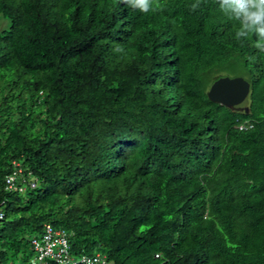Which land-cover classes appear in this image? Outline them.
I'll return each instance as SVG.
<instances>
[{
  "label": "trees",
  "instance_id": "trees-1",
  "mask_svg": "<svg viewBox=\"0 0 264 264\" xmlns=\"http://www.w3.org/2000/svg\"><path fill=\"white\" fill-rule=\"evenodd\" d=\"M195 2L0 0V264L46 225L106 264H264V53ZM226 75L247 111L207 98Z\"/></svg>",
  "mask_w": 264,
  "mask_h": 264
},
{
  "label": "clouds",
  "instance_id": "clouds-1",
  "mask_svg": "<svg viewBox=\"0 0 264 264\" xmlns=\"http://www.w3.org/2000/svg\"><path fill=\"white\" fill-rule=\"evenodd\" d=\"M202 0H196L195 3L191 5V8L193 10H196L200 7ZM125 3H127L130 7L133 9L141 12V13H149L150 11H153V0H125ZM216 3L218 5L219 11L226 17L234 20L238 23V27L235 29V35L234 38L237 41L243 42L247 40H252L253 47L258 50L260 53H264V0H216ZM255 37L253 40L252 38ZM117 51H122V49H117ZM233 81L238 80L242 84L247 85V92L242 98V100L233 105V106H227L222 105L218 102L212 101L208 97V93L210 92L213 85L219 81ZM242 81V82H241ZM242 84V85H243ZM233 91V90H230ZM234 92H238L234 88ZM250 93V84L249 82L243 77V76H221L220 78L214 80L207 91V98L209 101L216 103L220 106L231 108V109H241L246 110L248 109L247 104V98ZM253 123L249 120H246L244 122H238L236 124V129L238 131H248L253 128ZM68 242V241H67ZM69 248V245H68ZM70 249H68L69 256L78 261V264H90L93 263V260L97 258L99 260L100 264H106V260L104 257H101L100 254H95V256L92 257L90 255H80L78 257L71 255L69 252ZM35 257H32L30 260H34ZM82 258H85L84 262H80ZM52 264L51 262H49ZM91 263V264H92Z\"/></svg>",
  "mask_w": 264,
  "mask_h": 264
},
{
  "label": "built area",
  "instance_id": "built-area-1",
  "mask_svg": "<svg viewBox=\"0 0 264 264\" xmlns=\"http://www.w3.org/2000/svg\"><path fill=\"white\" fill-rule=\"evenodd\" d=\"M16 170L12 172L10 176L6 178V190L17 189L15 188L14 180L19 174L21 169L18 163L13 162ZM33 186V184L31 185ZM3 202H0V221L4 218V212L2 208ZM32 245L35 251V258L31 261V264H78L77 260L72 259L68 253V242L65 232L62 230H54L50 225H46L45 232L41 240H33ZM85 258H82L80 262H84ZM93 263H99V260L95 258Z\"/></svg>",
  "mask_w": 264,
  "mask_h": 264
},
{
  "label": "water",
  "instance_id": "water-1",
  "mask_svg": "<svg viewBox=\"0 0 264 264\" xmlns=\"http://www.w3.org/2000/svg\"><path fill=\"white\" fill-rule=\"evenodd\" d=\"M242 84L238 80L230 82L225 80L219 81L213 85L208 93V97L212 101L218 102L222 105L233 106L239 103L247 92V85ZM234 88L238 91L236 94Z\"/></svg>",
  "mask_w": 264,
  "mask_h": 264
},
{
  "label": "rangeland",
  "instance_id": "rangeland-1",
  "mask_svg": "<svg viewBox=\"0 0 264 264\" xmlns=\"http://www.w3.org/2000/svg\"><path fill=\"white\" fill-rule=\"evenodd\" d=\"M29 259H30V258H29ZM29 259H28V260H29ZM15 264H19V263H15Z\"/></svg>",
  "mask_w": 264,
  "mask_h": 264
}]
</instances>
